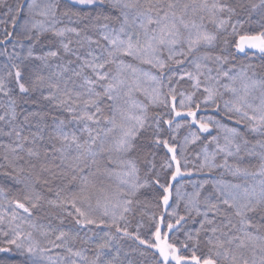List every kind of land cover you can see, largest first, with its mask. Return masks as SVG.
Segmentation results:
<instances>
[{"label": "snow or ice", "instance_id": "1", "mask_svg": "<svg viewBox=\"0 0 264 264\" xmlns=\"http://www.w3.org/2000/svg\"><path fill=\"white\" fill-rule=\"evenodd\" d=\"M75 6L83 7L73 10ZM0 8L8 17L0 20L4 25L0 44L14 36L7 29L10 23L20 29L13 49H26V54L0 53L7 57L0 64V96L5 100L0 122L9 129L0 128V134L14 137L4 146L0 176L10 179L20 193L0 204V264H14V256L23 257L20 264H136L127 259L128 253L121 258L122 237L142 246L132 250L144 257L139 264H264V78L257 79L252 65L239 71L230 65L237 58L232 48L236 54H246V49L264 54V0L247 5L237 0H65L62 15L73 25L86 21L81 27H58L63 23L61 0H30L15 7L0 0ZM257 10L259 27L251 30L246 24ZM21 13L26 18L18 23ZM91 29L97 30L98 39L89 34ZM48 34L54 39L42 40ZM46 43L58 47L38 53L37 47ZM181 65L185 67L179 69ZM185 80L192 82V91L177 92L176 85ZM35 93L66 113L52 117L43 152L26 147L29 137L17 125L18 100L27 103ZM202 109H212L234 126H225L212 115L198 116ZM40 115L29 112L24 122ZM68 125H75V130H67ZM185 125L199 133L213 129L223 133V146L219 135L209 141L216 144V151L205 153L200 171H215L211 161L219 153L224 155L220 167L226 170L228 157L242 159L241 153L259 156L261 163L255 171L237 167L232 172L253 178L242 189L219 184L204 192L205 184H200L185 196L177 188L178 201L185 200V214L180 215L179 203L168 211L173 185L156 171V151L146 149L151 145L167 150L170 157L160 167L171 181L191 175L186 166L182 170L180 157L200 136L191 132L183 146L170 143L175 135L165 138ZM32 137L33 145L44 139L39 124ZM21 153L35 159L26 160ZM141 157L146 166L143 179ZM57 159L59 164L54 163ZM100 175L116 178L113 193L97 188ZM57 179L54 198L36 190L38 184ZM144 189H162L164 212L150 217L142 237V221L135 233L129 231V214ZM93 190L99 193L95 206ZM42 202L59 210L55 219L60 226L71 217L79 227L65 230L51 222L37 223L33 210H42ZM189 221L199 227L189 229ZM77 238L94 247L74 249L70 242ZM54 249L68 255L53 254Z\"/></svg>", "mask_w": 264, "mask_h": 264}, {"label": "trees", "instance_id": "2", "mask_svg": "<svg viewBox=\"0 0 264 264\" xmlns=\"http://www.w3.org/2000/svg\"><path fill=\"white\" fill-rule=\"evenodd\" d=\"M22 3L27 5V3L30 2V0H7V4L11 5L12 7H15L16 3ZM211 2V0H210ZM231 2V0H229ZM239 3L243 4H249V3H259V0H237ZM65 0H61V8L59 10V13L61 14V19L63 20V23L58 25V27L63 26H78L81 27L83 23H86V21L81 22L80 24L73 25L69 18L66 16H63L62 13L65 10L64 9ZM83 6H75L73 10H80ZM6 11L4 8H0V20H6L8 17L4 16L3 13ZM258 11L255 13H251L252 16V22L249 24H246V27H249L251 30H255L259 27L255 21L258 19ZM26 12V9H25ZM25 13H21V19L18 21V23H22L25 19ZM243 18L247 19V14H243ZM75 20V17L72 18ZM99 23H103V21H100ZM114 23V22H110ZM211 27V26H209ZM8 31H12L14 33V36L10 41H7L6 44H0V53H3L7 51V53L11 54L13 51H15L18 54H26V49H21L19 46H17L15 49H13V44L17 43L16 40V34L19 33L20 29L16 28L13 29L12 25L9 23L7 25ZM96 29L89 30V34L93 35L94 38H99L96 35ZM4 35V25L0 24V39H3ZM54 38L51 37L50 34L42 37V40L49 41ZM25 44L28 43V41L24 42ZM103 43V41H102ZM58 47L57 44L54 43H46L43 47L38 46L36 51L43 52L46 51L47 48H55ZM231 51L234 55H236V59L230 60V65H235V68H233V71H239L241 67L247 68L248 65H252L254 70L257 73V79L264 78V54L259 53L258 51H250L246 50V54L244 53H235V49L232 48ZM7 61V57L4 55H0V64H3ZM187 64V62H186ZM226 65V67L230 66ZM185 66L181 65L179 66V69H183ZM189 70H194L193 66L188 65ZM178 69V70H179ZM249 75H251V70H249ZM178 79V77H177ZM191 81H180L178 85H176L177 92L184 91L185 93H190L192 91L191 89ZM223 91V89H221ZM228 94H225V98H227ZM179 98V97H178ZM143 99V97H141ZM195 99H199V93L197 94V97ZM35 101V102H33ZM5 102L4 97L0 96V104H3ZM221 107H223L221 103ZM4 109L0 108V114H3ZM17 111L20 113L17 125L22 131V135L29 137V143L26 144V147H32L35 146L43 152L44 147L48 143V133L51 131L52 128V117L58 116L63 118L66 113H62L55 109L49 102L44 101L42 98H40L39 93L33 94L31 97L28 98V102L25 103L22 100H18V106ZM29 112H39L40 116H32L30 117L29 122H24V115H26ZM107 114V113H106ZM204 114L212 115L215 118H218L221 123L225 126L232 127L234 126L233 121L228 120L224 117H217L216 113L212 109H208L207 112H204L202 109L201 113H198L197 115L200 116ZM179 119V118H177ZM181 123H183V120H180ZM40 125L41 128L44 131V139H36L35 145L31 143L33 137L32 134L37 132V125ZM47 125V128L44 126ZM75 125H68L67 130H75ZM165 128H168L167 125L164 126ZM0 128L4 129V131H8L9 129L3 124V122H0ZM191 132H196L200 139L197 140L195 144L189 143L187 146V151L184 152L181 155V165L182 170H184V167L186 166L187 170L191 172V175L189 176H183L178 177L177 181H171L170 177L165 176L164 170L160 167L161 164L165 162L167 158L170 157V154H167V150L164 148L159 149H152L151 145H148L147 151H156V157H155V163H156V171L160 172L162 180L167 179L168 182L172 183V193L169 200V208L168 211H171L173 208H176L177 203H179V207L177 208V212L180 215L185 214V200H179L177 197L176 189H180L181 195H190L194 191V186H198L200 184H205L204 192L210 191L213 187V185H219V184H232L237 185L241 189L246 187L248 184L253 183V178L251 176H245L242 173L238 174L236 176L232 175V172L236 170L237 167H239L241 170L247 168L249 171H255L259 168L261 160L259 156H248L244 153H241L242 159L240 157H228L229 165L230 167H227V170L225 167H220L224 163V155L223 153H219L216 155V158L214 161H211L212 164H214L215 171L209 173L207 169L205 168L203 171H200V166L204 164V156L205 153H213L216 151V144L215 143H209V141L212 140L213 136L219 135V143L221 146L224 145V139H223V133L217 132L216 129H213L211 133H199L198 129L195 127H192L190 130L187 125L184 127H181L178 129V131H172L165 134V138H170L171 135L176 136L175 141H171L170 143H176L179 146H183L185 143V140L191 139ZM87 134H84V137L86 138ZM14 142V137H9L3 134H0V163L3 162L2 157L4 156L6 149L5 145L11 144ZM58 143V142H57ZM259 151V149H257ZM178 154L180 153V147L177 148ZM24 158L27 159H35V158H29L27 157L26 153H21ZM58 155V154H57ZM199 156V159L197 158ZM43 159V157H41ZM23 163V161H21ZM50 163H52L50 161ZM54 163L59 164L60 161L57 159L54 161ZM139 167L141 168V179L144 178V168L146 167L145 164L142 161V157L138 160ZM95 170V169H93ZM45 177L48 176L47 173H43ZM97 188L103 189L104 192L107 194H111L115 191L116 184L118 181L115 177H112L111 180L103 175L98 176L97 178ZM100 181H103L101 184ZM60 184V180H54L49 185L44 184H38L36 186V190L47 199L54 198L55 190L57 186ZM111 184V187L109 185ZM49 188H52V191H49ZM0 189H3V196L8 199H15L20 197V193L15 190V186L13 185L12 181L8 178H5L3 176H0ZM94 195L93 199L91 201L92 205L95 206L96 203V196L99 195V193L96 190H93ZM159 192H162V189H157V191L153 192L151 189H144L142 190L141 194L139 195V204H135L132 207L134 208V213L129 214V219L131 220V224L129 227V231L135 233L137 230V224L138 222H143L144 227H141L139 229L140 235L143 237L147 232L149 225L151 224L150 217L155 214L157 218L161 213L164 212V205L162 203V199L159 198ZM86 206V205H85ZM34 216L37 218V223L43 224L45 226H48L49 222H51L52 227H64L65 230L71 228L76 229L79 226H76L74 223V220L71 217H66L64 220V225L60 226L59 221L55 219L56 214L59 212L58 209L51 208L46 202H42V210H33ZM197 220L200 219V217L196 218ZM167 220V216H166ZM91 227V226H90ZM187 227L189 229H195L198 228V224H194L191 221L187 224ZM86 231V230H85ZM96 231H99L98 229ZM74 234L70 233V235ZM203 235V234H202ZM81 236H83V231H81ZM181 238H183V233L180 234ZM97 242H100V238H96ZM71 246L74 249H83V248H92L94 245L91 244H84L82 241L77 238L76 240H73L70 242ZM120 245L122 246V255L121 258L124 259L123 253H128V260L136 262V264H139L141 260L144 259V257H141L139 255L138 251H132L133 249H139L142 246L138 244V242H134L128 237H122L119 241ZM87 255H91V253H86ZM3 255V254H0ZM147 258L151 259V253L149 252L147 254ZM23 260V257L20 256H14V264H20V261Z\"/></svg>", "mask_w": 264, "mask_h": 264}, {"label": "rangeland", "instance_id": "3", "mask_svg": "<svg viewBox=\"0 0 264 264\" xmlns=\"http://www.w3.org/2000/svg\"><path fill=\"white\" fill-rule=\"evenodd\" d=\"M6 202H7V199L5 198V196H3V195L0 194V204H6ZM52 238L54 239V235H53ZM40 239L41 240H44L43 237H40ZM56 253H61L62 255H65V256L68 255V253H66V252L63 251V249H54L53 250V254H56ZM72 258L73 259H76L75 257H72Z\"/></svg>", "mask_w": 264, "mask_h": 264}, {"label": "water", "instance_id": "4", "mask_svg": "<svg viewBox=\"0 0 264 264\" xmlns=\"http://www.w3.org/2000/svg\"><path fill=\"white\" fill-rule=\"evenodd\" d=\"M246 50H250V51H252V52L257 51V50H255V49H246Z\"/></svg>", "mask_w": 264, "mask_h": 264}]
</instances>
